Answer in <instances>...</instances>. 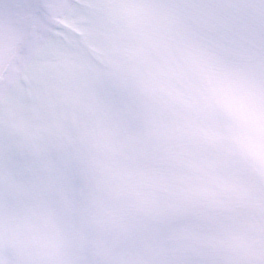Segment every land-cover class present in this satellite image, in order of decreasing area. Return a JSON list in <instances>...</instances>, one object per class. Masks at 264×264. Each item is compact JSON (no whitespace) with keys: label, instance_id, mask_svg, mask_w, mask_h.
Returning <instances> with one entry per match:
<instances>
[{"label":"snow or ice","instance_id":"6c2138e0","mask_svg":"<svg viewBox=\"0 0 264 264\" xmlns=\"http://www.w3.org/2000/svg\"><path fill=\"white\" fill-rule=\"evenodd\" d=\"M0 264H264V0H0Z\"/></svg>","mask_w":264,"mask_h":264}]
</instances>
